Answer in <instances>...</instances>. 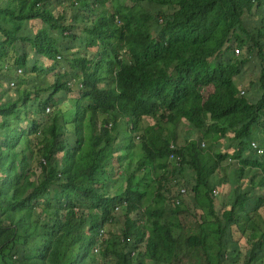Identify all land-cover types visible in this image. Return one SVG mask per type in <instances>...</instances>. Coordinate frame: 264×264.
<instances>
[{
  "label": "trees",
  "instance_id": "trees-1",
  "mask_svg": "<svg viewBox=\"0 0 264 264\" xmlns=\"http://www.w3.org/2000/svg\"><path fill=\"white\" fill-rule=\"evenodd\" d=\"M55 1L0 0V264H264V0Z\"/></svg>",
  "mask_w": 264,
  "mask_h": 264
},
{
  "label": "rangeland",
  "instance_id": "rangeland-1",
  "mask_svg": "<svg viewBox=\"0 0 264 264\" xmlns=\"http://www.w3.org/2000/svg\"><path fill=\"white\" fill-rule=\"evenodd\" d=\"M68 3V1L67 0H56L55 2H54V9H55V13L58 15V14H60L62 11H64V8L66 7V4ZM56 4H58V6L56 5ZM147 8L151 11V12H159V11H161L162 10V7H159V6H150V5H147ZM73 16H75V12H73L72 10H68V13H67V20L70 22V20L72 21V18H74ZM255 18H257V17H255ZM254 18V19H255ZM251 22H254V21H251ZM258 22V21H257ZM256 22V23H257ZM252 24V23H251ZM78 26H80L78 29H82L83 27H84V25L82 24V23H79L78 24ZM38 27H40V24L38 23V22H35V23H33V24H31V26H30V32H31V36L34 38L35 36H36V29L38 28ZM81 34L82 35H84V33L83 32H81ZM77 46H81V44L80 43H78L77 45H76V47ZM81 48V47H80ZM84 48V47H83ZM91 51H89V53L90 52H92L91 54L92 55H94V56H96V54H95V52H96V50H97V47H92L91 49H90ZM83 51V53L86 51V47H85V49L84 50H82ZM79 55V53H76V56H78ZM72 56V55H71ZM34 59V60H33ZM39 60V62H40V64H42L44 67H46L47 66V64H48V62H50V63H53V62H51V61H48V60H46L44 57L42 58L41 56H36V54H34L33 56H32V59L28 62V66H29V70H28V73H26L25 72V70H23V74H25L24 75V77L25 76H27L28 74H32V70H33V63H31V62H33L34 61V65H35V63L37 62ZM252 69H254V72H253V70ZM256 69L257 68H254V66L253 65H250L249 67L247 66L246 68H244V72H243V81H240V84L242 85H248V82L250 81V80H254L255 79V76H257V73H256ZM6 70V69H5ZM9 73H8V71H5V74H4V79H3V91H0V93L2 94L3 92H6V96L8 97V99H13V98H15L16 97V95H15V92H16V86H14L13 84H12V82H10L11 80H13L15 77H9V75H8ZM11 74V73H10ZM18 74H22V71H21V73H19V71H18ZM53 75L54 74H52V75H49V76H47L46 77V79L48 80V81H51L52 80V77H53ZM35 77H33L32 78V80L34 79ZM244 79H246L245 81H244ZM10 82V83H9ZM16 87V88H15ZM76 97H78V95H77V93L76 92H73V93H69L68 95H66V96H64L63 97V99L66 101V102H68V101H71V100H73L74 98H76ZM51 112V111H50ZM146 122H145V124H149L150 122H152V120H148V119H146L145 120ZM137 141H138V139H137ZM183 190V189H182ZM186 194H187V192H186ZM185 194V195H186ZM197 208H199V206L197 207ZM190 222H188V224H189Z\"/></svg>",
  "mask_w": 264,
  "mask_h": 264
},
{
  "label": "built area",
  "instance_id": "built-area-1",
  "mask_svg": "<svg viewBox=\"0 0 264 264\" xmlns=\"http://www.w3.org/2000/svg\"><path fill=\"white\" fill-rule=\"evenodd\" d=\"M19 73H21V70H19ZM14 85V84H13ZM171 158H174V156H171ZM175 160H176V157H175Z\"/></svg>",
  "mask_w": 264,
  "mask_h": 264
},
{
  "label": "crops",
  "instance_id": "crops-1",
  "mask_svg": "<svg viewBox=\"0 0 264 264\" xmlns=\"http://www.w3.org/2000/svg\"><path fill=\"white\" fill-rule=\"evenodd\" d=\"M39 23V21H37Z\"/></svg>",
  "mask_w": 264,
  "mask_h": 264
},
{
  "label": "clouds",
  "instance_id": "clouds-1",
  "mask_svg": "<svg viewBox=\"0 0 264 264\" xmlns=\"http://www.w3.org/2000/svg\"><path fill=\"white\" fill-rule=\"evenodd\" d=\"M203 146H204V144H203Z\"/></svg>",
  "mask_w": 264,
  "mask_h": 264
}]
</instances>
